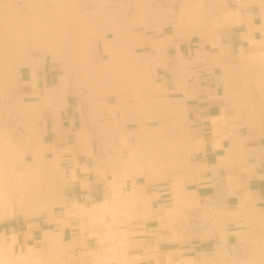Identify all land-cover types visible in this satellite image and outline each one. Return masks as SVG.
I'll return each mask as SVG.
<instances>
[{
    "label": "crops",
    "instance_id": "1",
    "mask_svg": "<svg viewBox=\"0 0 264 264\" xmlns=\"http://www.w3.org/2000/svg\"><path fill=\"white\" fill-rule=\"evenodd\" d=\"M213 2L192 26L131 33L127 82L80 85L51 67L22 81L42 151L37 165L22 166L42 178L48 167L54 183L46 206L32 212L62 204L2 227L0 264H99L113 256L86 214L115 198L118 212L134 213L138 198L155 218L178 198L193 217L205 208L218 213V222L193 221L191 239L169 243L167 227L160 239L144 238L146 263L198 264L264 243V0ZM33 149L29 143L24 153ZM129 248L115 254L121 263L136 260Z\"/></svg>",
    "mask_w": 264,
    "mask_h": 264
},
{
    "label": "rangeland",
    "instance_id": "2",
    "mask_svg": "<svg viewBox=\"0 0 264 264\" xmlns=\"http://www.w3.org/2000/svg\"><path fill=\"white\" fill-rule=\"evenodd\" d=\"M29 1L31 0H23V1L22 0H12V2L10 0V3L12 6L17 8L21 13L27 10H32L39 14L47 10L46 8H49L51 4L49 0H45V1L44 0H33L31 1V3H29ZM69 2L70 4L74 3L71 6V8H73V11H75L74 17H79L82 19L84 17V19H86L85 22L82 21L83 24L85 25L83 26L84 29L82 28V30H80L81 32L75 31V30L69 31V37L71 35L70 39H75L79 37V35L80 36L83 35L86 37L87 43L91 48L90 53H89L90 55L85 60L86 64H87V61L90 60L91 58L95 59L97 57L103 60L108 58L109 50L111 49V47L115 46L114 45L115 43L113 42V35H112L114 31L117 34L121 35L120 45H124V44L128 45L130 43H129V38H127V36H131V33L133 32L143 33L145 30L149 32H152V31L160 32L163 30L175 29L176 27H178V25L179 26H187V25L192 26V23H193L192 21H185L184 24L181 23L183 19V17L180 15L181 7L185 5L182 2V0H145V1L144 0H130V1L128 0H97V1L96 0L94 1L93 0L92 1L91 0H79V1L72 0V2L71 0H69ZM202 5L204 6V8L201 7ZM33 6L35 9L33 8ZM201 6L200 7L202 8V10L205 11V12H202V10H200L201 16H202V13L203 15H205L206 13V16H207V12L210 9L214 11L213 0L212 2H210V0H203L201 2ZM207 6H209V8ZM148 7L150 11L148 10ZM185 7H187V5H185ZM37 8H38V11H37ZM84 10L86 11L84 12ZM94 10L96 13L94 12ZM76 12L77 13L80 12V13H78L76 16ZM113 12L114 14H111ZM115 12L117 14H115ZM144 13H145V17H144ZM96 17L97 18L99 17L98 21L96 20L97 19ZM105 17L107 19H105ZM180 18H181V21H180ZM104 23L105 25H103ZM96 26H99L100 29H98V27ZM83 31L84 33H82ZM87 35L89 37H87ZM90 35L92 38L90 37ZM35 37L36 39H34ZM44 37L41 35H26V36L23 35V36H19L16 39L15 44H13L14 46H9V47L5 46V48L4 47L0 48V60H2L0 61V72H1L0 73V140L8 143L9 146L10 145L14 147H18L20 145L23 146L22 139H25L28 136L33 135V133H31V125H30L31 124L30 120L32 117L31 115H29L30 110H32V108H31V104L28 105V103L32 102L33 98H31V96H25L23 94V88H22V85H23L22 81L28 79L29 76L32 75L31 73L33 70L35 72V70H37L38 68L45 69V68L51 67L53 69H56L57 72L62 74L64 77H67V78L70 77L69 79L72 81L76 80L74 77L79 78L80 76L78 73L76 74L75 69H73L74 65L70 64L71 60L73 59L76 53V49L74 48L73 45H71L72 43L70 41L64 40L60 42L58 46L55 48L54 41L48 36H44ZM70 51L72 53H70ZM2 52L3 54H1ZM4 55L7 57H5ZM6 58H7V61H6ZM65 64H68V65H65ZM88 65H90V63H88ZM90 67L95 73L96 71L95 61L91 63ZM1 74L3 75L1 76ZM6 76H8V78ZM27 101L28 103H26ZM23 102L26 104H24ZM38 137L39 136L37 135V139H39ZM28 151L30 152V149ZM16 153H17L16 155L17 159L21 161L20 158L23 155L22 149L19 152L16 151ZM23 157L27 161H31V154H29L28 152L25 151ZM17 168H18V171L20 170L30 171L28 169H31V167H29L28 169H24V166H22L21 163L19 164V162H18ZM62 184H63V187H62ZM65 185H66V182L62 181L61 188H60V183H56V187H55L56 194L60 196V193L61 192L63 193L64 191ZM59 189L61 190V192L59 191ZM10 190L12 189L10 188ZM4 193H8L9 195L8 191ZM12 193L15 194V192H12ZM51 194L53 195V193ZM14 196L10 198H15ZM10 198L8 197V199ZM54 199L58 201L59 197L57 198L54 197ZM63 199L64 198H61V201ZM131 199L133 200V198ZM60 204H55V205L53 204V205L56 206ZM102 204L104 205V207L95 206L96 208L95 207L90 208V209H93V211H90L89 214H86L87 216L89 215L88 223L90 225L92 234L96 235L97 239L96 238L95 239L98 240V243L100 244V246L103 245V247L105 246L107 248L106 252H108L107 253L108 256L112 253H115V254L118 252L121 253L123 250L130 247L129 254L133 255L131 257L136 258V260L132 262H128V263L126 262L121 263L118 260L120 258L117 259V257L114 254L113 256H109L106 260H102V261L100 260L99 264H150L148 262L146 263L144 261H140L141 259L144 258L143 257L144 238L160 239L163 236H158V233H160L159 231H161V229H164L163 227H167L168 230L166 229L165 235L167 237V240H169V243H175L178 240L191 239V235L193 233L191 226H192L193 221L196 222L198 220L201 222H211V221H215V217H216L215 212L203 211V213L199 215L198 213H196V215L194 216L195 218H194L192 213L186 212V210L189 209L188 208L189 205L187 203H184V205H181V202H179V204L176 205L177 207L175 206L174 209L173 208L169 209L168 212H166V214L164 213L163 214L164 216L158 215V220L157 218L153 216V214L150 215L151 213H147V206L141 199H138V198L135 200V210L136 211L132 214L131 213L130 214L121 213L117 211L118 209L121 208V207L118 208V206L121 204H119V200H117V198L113 200L106 199L103 203H101V205ZM53 205L51 204L50 207L43 208L39 212H27L26 211L27 209L23 211L17 210V206H15L14 209L13 207L12 208L6 207L7 208L6 211L8 213L4 219L0 220V229L8 225L14 226L16 228L17 224L22 226L26 223L39 219L42 217L41 215H45L49 211H51V208L54 207ZM37 208H40V207H36V209ZM28 209H31V208H28ZM57 209H60V208H57ZM145 209L146 211H144ZM146 215H148V217ZM128 222H130V225L135 224L133 227L134 230H130L129 231L130 233H128L127 230H121V228H126L128 226ZM160 223L162 225H160ZM150 233H151V236H150ZM127 240L132 245L130 246L125 245L127 243ZM38 248H41V246ZM154 249L157 250V247H155ZM13 250L15 251L16 254L18 253L17 249H13ZM257 257L260 259V261L263 260V264H264V243L253 241V244L249 246H245V245L235 246L233 248L230 258L229 256L225 257L223 256V254L222 255L219 254L213 260L204 261L198 264H226V263L228 264L229 263L228 261H230L229 264H231V262L232 264H238V263L248 264L247 261L257 258ZM70 260L71 261H66L64 264H80V263H77L75 259H70ZM3 264H9V263L5 262ZM33 264H45V263L44 261L39 260V261H35ZM54 264H59V263H54Z\"/></svg>",
    "mask_w": 264,
    "mask_h": 264
},
{
    "label": "bare ground",
    "instance_id": "3",
    "mask_svg": "<svg viewBox=\"0 0 264 264\" xmlns=\"http://www.w3.org/2000/svg\"><path fill=\"white\" fill-rule=\"evenodd\" d=\"M31 1H33V0H31ZM31 1H29V3H31ZM49 1L51 2L50 7L49 8H46L47 10H45L44 12H42V13L39 14V13H36L35 11H32V10H27V11L21 13L17 8H15L14 6L11 5L10 0H0V48H3V47L5 48V46H7V47L14 46L13 44H15L16 39L19 36H23V35H25V36L26 35H41L43 37L44 36H48V37H50L54 41L55 48L58 46V44L60 42H62L64 40H67V41H70L72 43L71 45H73L74 48L76 49V53H75L73 59L71 60V63L70 64H73L74 65V68L73 69H75L76 74L78 73L80 75L79 78L74 77L76 79L74 81L77 84H80V85L81 84H88V85H90L92 83H95V84L96 83L97 84H101V83H103V84L104 83H107L108 84L109 83L110 84V82L112 84L113 81H117V82L120 81L121 83L127 82L128 79H129V76H130L129 75L130 74L129 61H131V59H129V56L127 54L128 45H126V44L120 45V43H121V41H120L121 35L117 34L115 31L112 34L113 35V41L115 43L114 44L115 46L111 47V49L109 50V54H108L109 56H108L107 59L103 60L101 58L100 59H96V58L94 59L93 58L94 59L93 60L91 58L90 60L87 61V64H86L85 60L89 57V55H90L89 53H90V50H91L90 46L87 43L86 37L83 36V35H81V36L79 35V37H77L75 39H70L71 35L69 37V31L70 30L71 31L72 30H75V31L81 32L80 30H82V28L84 29L83 26L85 24H83L82 21L85 22L86 19H84V17H83V19L82 18H79V17H74L75 11H73V8H71V6L74 3L73 4H70L69 0H49ZM128 1H130V0H128ZM202 1L203 0H201V1L200 0H182V2L185 5H187V7H185V5H183L181 7V13H180V15L183 17L181 23L184 24L185 21H192L193 23H195V22H198L199 20H201V18H203L204 16H206V13H205V15H203V13H202V16L203 17L201 16V13H200V10H202L201 7L204 8L203 5L201 6V2ZM11 2H12V0H11ZM71 2H72V0H71ZM210 2H212V0H210ZM46 3H47V1H46ZM92 3H94V2H92ZM145 3H147V2H145ZM32 5H33V3H32ZM196 7H198V8H196ZM207 7L209 8V6H207ZM33 8H34V6H33ZM210 8H212V7H210ZM92 9H94V8H92ZM144 9H146V8H144ZM148 10H149V7H148ZM206 10H207V8H206ZM37 11H38V8H37ZM85 11L86 10H84V12ZM99 11H100V9H99ZM109 11H111V10H109ZM94 12H95V10H94ZM202 12H205V11L202 10ZM78 13H80V12H78ZM78 13L76 12V16H77ZM111 14H114V12L111 13ZM115 14H117V13L115 12ZM92 16H93V14H92ZM151 16H152V14H151ZM199 16H201V17H199ZM144 17H145V13H144ZM154 17H152V18H154ZM98 18L96 19L97 21H98ZM105 19H107V18L105 17ZM90 20H91V18H90ZM183 20H184V22H183ZM180 21H181V18H180ZM103 25H105V23ZM96 27H98V29H100L99 26H96ZM82 33H84V31ZM91 35H92V33H91ZM91 35H90V37H91ZM87 37H89V36L87 35ZM128 37L129 36H127V38ZM38 38H39V36H38ZM34 39H36V37ZM122 39H123V37H122ZM47 42H49V41H47ZM44 44H46V43H44ZM68 50H69V48H68ZM70 53H72V52L70 51ZM1 54H3V52ZM7 55H8V53H7ZM62 55H63V53H62ZM5 57H7V56H5ZM0 61H2V60H0ZM6 61H7V58H6ZM93 61H95V69H96L95 73L93 72V70L90 67L91 66V63ZM88 63H90V65H88ZM65 65H68V64H65ZM96 72H97V74H96ZM33 73H34V70L32 71V74ZM2 75L3 74H1V76ZM7 75H8V73H7ZM6 77L8 78V76H6ZM7 78H5V79H7ZM68 78H70V77H68ZM63 80H64V77H63ZM17 83H19V82H17ZM84 87H85V85H84ZM94 88H96V87H94ZM97 89H99V88H97ZM91 94H93V93H91ZM32 95H34V94H32ZM26 103H28V101ZM26 103H24V104H26ZM29 104H32V103H28V105ZM32 112H33V109L30 110L29 115H31ZM30 122H31L30 125H31V131H32L33 127L35 126L34 119L31 118ZM12 142H13V140H12ZM29 143H32L33 146H34V149H33L34 152L31 155V161H27L23 157V155H24V149L27 146V144H29ZM22 145L23 146L20 145L18 147H14L12 145L9 146L8 143L0 140V197H2V198H0V210L2 212V213H0V220L3 217H6L7 216V213L8 212L6 211V209H7L6 207H10V208L13 207V209H14V207L17 206V210L23 211V210L27 209L26 210L27 212H32L33 210H36V207H41L43 205L46 206V203L48 202V200L44 201L45 200L44 199V196H47V199H48V194L50 193V191H51V189H52V187L54 185V183L48 182V180H47L48 179V174H49L48 173V167H46V173H45L44 178H42V177L39 176L38 170L32 171V172L27 171V170H25V171L24 170L23 171L20 170L21 172L18 171V168H17L18 167V162H19V164L21 163V165L23 163H28V162H33V163H35L37 165L39 163V158H41V155H42L41 145L38 144V143H33L32 136H28L27 138L22 139ZM17 148H18V150H17ZM21 149H22V154L23 155L20 158L21 161H19L17 159V157H16V155H17L16 151L19 152ZM156 168H159L160 169L159 166H157ZM10 169H11V171H10ZM111 184H112V186H114V183L111 182ZM2 185H3V187H2ZM10 188L12 190H10ZM112 188H114V187H112ZM7 191L9 192V195H8V193H4V192H7ZM12 192H15V194H13ZM12 196H14L15 198H10ZM8 197L10 199H8ZM178 199H175V200L179 203V201H181L182 199L180 198L181 200L179 199V201H178ZM28 208H31V209H28ZM13 209H12V211H13ZM37 209H39V208H37ZM204 211H206V212H210V211L211 212H214L215 210L212 209V208L211 209H206L205 208ZM217 214H216V216H218ZM148 215H146V216L148 217ZM167 217H168V215H167ZM160 219H162V218H160ZM157 220H158V218H157ZM217 220L219 221V218H217L216 221ZM211 222H213V221H211ZM160 225H162V224L160 223ZM234 232H239V231H236L235 230ZM237 236H238V234H237ZM219 250H220V248H219ZM10 251H11V249L9 248L6 253H9ZM220 251H222V249ZM3 252L4 251H2V253ZM205 254H207V253H205ZM133 260L134 259H127L125 261L132 262ZM247 260H249V259H247ZM228 262L230 263V261H228ZM247 263L248 264H263V260L260 261V259L257 257V258H254V259H251V260L247 261ZM231 264H232V262H231Z\"/></svg>",
    "mask_w": 264,
    "mask_h": 264
}]
</instances>
